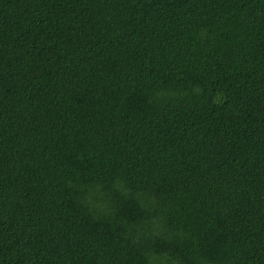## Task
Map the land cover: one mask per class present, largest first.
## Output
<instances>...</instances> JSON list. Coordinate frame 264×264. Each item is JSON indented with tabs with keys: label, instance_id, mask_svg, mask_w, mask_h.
<instances>
[{
	"label": "trees",
	"instance_id": "trees-1",
	"mask_svg": "<svg viewBox=\"0 0 264 264\" xmlns=\"http://www.w3.org/2000/svg\"><path fill=\"white\" fill-rule=\"evenodd\" d=\"M0 264H264V0H0Z\"/></svg>",
	"mask_w": 264,
	"mask_h": 264
}]
</instances>
